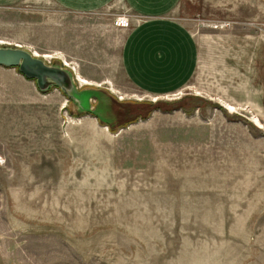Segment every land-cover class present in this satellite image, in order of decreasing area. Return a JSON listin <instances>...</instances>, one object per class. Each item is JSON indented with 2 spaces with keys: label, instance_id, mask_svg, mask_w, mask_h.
<instances>
[{
  "label": "rangeland",
  "instance_id": "374dc122",
  "mask_svg": "<svg viewBox=\"0 0 264 264\" xmlns=\"http://www.w3.org/2000/svg\"><path fill=\"white\" fill-rule=\"evenodd\" d=\"M172 14L198 63L150 95L122 67L138 17L121 1L0 7V43L51 53L112 125L132 118L110 128L0 65V264H264V0Z\"/></svg>",
  "mask_w": 264,
  "mask_h": 264
},
{
  "label": "crops",
  "instance_id": "0c3cea01",
  "mask_svg": "<svg viewBox=\"0 0 264 264\" xmlns=\"http://www.w3.org/2000/svg\"><path fill=\"white\" fill-rule=\"evenodd\" d=\"M22 1L0 0V7ZM54 1L73 12L94 11L121 1L134 12L138 21L124 37L121 63L129 81L141 92L150 95L171 93L182 88L193 75L199 55L197 41L186 25L172 14L181 0ZM77 72L86 78L79 69ZM34 85L38 91L36 83Z\"/></svg>",
  "mask_w": 264,
  "mask_h": 264
},
{
  "label": "water",
  "instance_id": "95a60500",
  "mask_svg": "<svg viewBox=\"0 0 264 264\" xmlns=\"http://www.w3.org/2000/svg\"><path fill=\"white\" fill-rule=\"evenodd\" d=\"M0 65L14 67L25 77L33 79L40 91L58 87L70 99V106L74 113H92L100 122L107 124L110 128L120 127L128 120H132L131 118L112 125L110 120L102 115V108L99 103L98 107L96 105L93 107L91 104L93 97L101 98L95 90L90 88L79 89L76 83L78 77L69 68L57 60L48 62L44 57L36 55L27 47L0 43Z\"/></svg>",
  "mask_w": 264,
  "mask_h": 264
},
{
  "label": "bare ground",
  "instance_id": "6f19581e",
  "mask_svg": "<svg viewBox=\"0 0 264 264\" xmlns=\"http://www.w3.org/2000/svg\"><path fill=\"white\" fill-rule=\"evenodd\" d=\"M0 42H3V41H1L0 40ZM5 42V41H4ZM34 53L35 54H39V52L38 51H34ZM44 57H52V55H50V54H45V56ZM73 69V68H72ZM78 77V76H77ZM79 82L81 83V84H86V83H90L89 81H87V80H85V79H83L82 77H80L79 76Z\"/></svg>",
  "mask_w": 264,
  "mask_h": 264
}]
</instances>
